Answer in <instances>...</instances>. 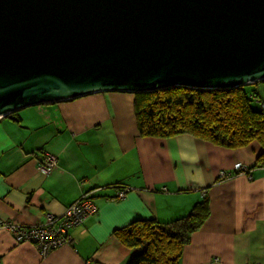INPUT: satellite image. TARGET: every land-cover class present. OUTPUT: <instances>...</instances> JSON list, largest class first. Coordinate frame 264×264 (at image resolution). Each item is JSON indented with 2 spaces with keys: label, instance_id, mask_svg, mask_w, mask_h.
<instances>
[{
  "label": "crops",
  "instance_id": "0c3cea01",
  "mask_svg": "<svg viewBox=\"0 0 264 264\" xmlns=\"http://www.w3.org/2000/svg\"><path fill=\"white\" fill-rule=\"evenodd\" d=\"M133 100L128 91L93 92L0 118V222L40 224L83 194L95 205L69 228V243L44 255L0 226V264H127L131 249L116 231L182 217L203 197L209 215L179 264H264V166L251 167L258 142L229 149L189 134L139 136ZM44 152L57 157L48 173L38 169Z\"/></svg>",
  "mask_w": 264,
  "mask_h": 264
},
{
  "label": "water",
  "instance_id": "95a60500",
  "mask_svg": "<svg viewBox=\"0 0 264 264\" xmlns=\"http://www.w3.org/2000/svg\"><path fill=\"white\" fill-rule=\"evenodd\" d=\"M264 80V0H0V118L101 91Z\"/></svg>",
  "mask_w": 264,
  "mask_h": 264
},
{
  "label": "trees",
  "instance_id": "16d2710c",
  "mask_svg": "<svg viewBox=\"0 0 264 264\" xmlns=\"http://www.w3.org/2000/svg\"><path fill=\"white\" fill-rule=\"evenodd\" d=\"M263 84L264 80H259L232 88L213 89L173 85L134 92L137 132L139 136L158 139L189 134L229 149L245 147L256 141L261 152L251 167H262ZM15 112L3 117L17 116ZM12 118L15 121L20 119ZM208 215V201L203 197L182 217L166 222L134 220L120 228L116 231L117 237L131 249L127 264H179L184 246Z\"/></svg>",
  "mask_w": 264,
  "mask_h": 264
},
{
  "label": "built area",
  "instance_id": "2783aa9c",
  "mask_svg": "<svg viewBox=\"0 0 264 264\" xmlns=\"http://www.w3.org/2000/svg\"><path fill=\"white\" fill-rule=\"evenodd\" d=\"M57 163V157L51 153H45L39 166L47 171L52 170ZM240 171L250 172L247 166H241ZM224 171L220 176H226ZM125 195V188L117 190V198ZM95 211L92 200L83 194L78 200L67 206L59 216L47 213L45 220L37 225H20L16 223H2L0 226L9 230L16 241H32L41 255L53 248L70 242L69 228L85 220L86 216Z\"/></svg>",
  "mask_w": 264,
  "mask_h": 264
},
{
  "label": "bare ground",
  "instance_id": "6f19581e",
  "mask_svg": "<svg viewBox=\"0 0 264 264\" xmlns=\"http://www.w3.org/2000/svg\"><path fill=\"white\" fill-rule=\"evenodd\" d=\"M45 153H50V152H44V153H43L42 158H41L39 164L41 163V161H42L43 156H44ZM51 154H52V153H51ZM39 164H38V169H39L41 172H43V173H48V172H49V171H47L46 169H44L43 167L39 166Z\"/></svg>",
  "mask_w": 264,
  "mask_h": 264
},
{
  "label": "rangeland",
  "instance_id": "374dc122",
  "mask_svg": "<svg viewBox=\"0 0 264 264\" xmlns=\"http://www.w3.org/2000/svg\"><path fill=\"white\" fill-rule=\"evenodd\" d=\"M253 106H255V104L253 103Z\"/></svg>",
  "mask_w": 264,
  "mask_h": 264
}]
</instances>
